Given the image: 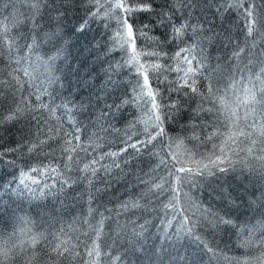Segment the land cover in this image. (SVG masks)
Returning a JSON list of instances; mask_svg holds the SVG:
<instances>
[{
	"label": "snow or ice",
	"instance_id": "snow-or-ice-1",
	"mask_svg": "<svg viewBox=\"0 0 264 264\" xmlns=\"http://www.w3.org/2000/svg\"><path fill=\"white\" fill-rule=\"evenodd\" d=\"M77 5L83 16L74 32L84 35L93 25L104 30L101 39L107 43L97 42L92 50L104 51L106 78L94 75L95 66L88 65L87 57L75 67L69 65L67 73L55 75L61 71L57 59L61 63L67 59L61 58L64 49L60 45L65 21ZM157 7L154 0H0V64H5L0 69V131L20 125L21 134L15 147L0 148V157L26 152L29 157L51 158L55 163L21 169L18 184L28 191H35L33 186L43 190L58 184L65 197L62 203L72 211L80 209L67 228L47 235L21 228L18 234L14 231L6 239L0 237V264H124V256L110 251L120 233L114 238L106 232V221L108 228L115 223L127 232L118 217L148 211L153 200L178 217L174 236L167 237L175 244L181 238H191L197 254L203 251L210 264L213 257L217 261L223 257V264H264V220L258 236L255 228L241 236L239 247L246 250L242 256L218 253L214 241L209 244L197 234L198 228L209 229L212 235L222 226L237 227L230 214L239 205L224 187L230 176L242 181L245 171H256L251 163L255 161L264 180V10L257 11L251 0H219L218 15L235 11L243 18L244 40L243 46H235L231 57L240 63L209 68L203 48L192 54L199 44L181 45H186L183 37L189 29L193 34L203 31L206 36L212 28L205 30L203 24L194 26L187 20L175 22L178 10L188 14L199 7V0H181L179 8L166 0L160 11ZM141 16L149 17V22L137 24ZM157 26L165 29L163 39L151 35ZM176 41L178 50L169 55L165 45ZM46 44L53 46L55 55L43 59L39 52ZM117 53L120 60L109 62ZM37 63L43 64L47 75L39 84L34 75ZM124 69V75L133 74L127 82L120 79L118 71ZM54 84L68 96L49 92ZM54 95L59 104L52 99ZM186 102H195L190 119L199 123L192 124L191 136L170 135L167 126ZM129 108L134 109L133 118L121 135L116 122ZM59 110L63 115L57 114ZM102 135L109 150L97 153L101 145L96 141ZM109 136L119 141L115 150L106 139ZM53 144L59 146V159ZM207 145L211 147L205 153L194 151ZM142 153L158 158L156 166L143 176L126 172L133 154L138 157ZM129 175L133 179L129 180ZM48 179H53V184ZM122 180L127 199H118L117 207L109 209L101 198ZM80 181L87 184L86 192L77 191ZM219 181H224L219 185L222 210L204 208L189 192H183L185 186L199 188L200 182H208L212 187ZM260 199L264 208V192ZM168 225L173 227L172 220ZM140 227L141 232L133 230V237L142 235L144 225ZM138 242L131 241L124 255L141 251L143 245L137 248Z\"/></svg>",
	"mask_w": 264,
	"mask_h": 264
},
{
	"label": "trees",
	"instance_id": "trees-1",
	"mask_svg": "<svg viewBox=\"0 0 264 264\" xmlns=\"http://www.w3.org/2000/svg\"><path fill=\"white\" fill-rule=\"evenodd\" d=\"M181 0H167L168 4H176L179 8ZM251 2L257 6V11L264 10V0H251ZM155 5L158 7L156 11H160L166 3V0H154ZM219 0H199V7L188 10V14L185 11H177L176 23H183L186 20L194 26L203 24V28L206 30L209 27L212 31L204 32L201 31L199 34H193L192 30L189 29L187 34L183 37L186 41V45L199 44L198 48H195L193 55H196L201 48L204 49V54L208 57L206 66L211 67L217 64L225 63H240L239 60L232 61L231 57L234 52L235 46L241 44L243 46L244 33L242 31V17L235 11L228 13L217 14L216 9L218 7ZM79 5L76 9H72L68 14V19L65 21L67 28L63 30V41L60 45L64 49L60 53L61 58L67 57L63 63L60 59L56 61V67L61 71L56 72L55 75L60 76L61 73H67L69 65L75 67L81 60L87 57V63L89 66H95L96 72L101 78L104 76V70L108 67L107 63H103L106 59L104 51L92 50L95 49L96 43H107V40L101 39L103 28L93 25L91 30L84 35H80L73 31L76 25L79 23V17L83 16V11L78 10ZM55 16V13H52ZM149 17L141 16L137 20V24L148 23ZM154 19V18H152ZM208 21L209 23H204ZM55 20L52 22V27L55 28ZM47 30V29H46ZM165 31L163 27H155L151 35L161 38L162 33ZM95 37V41H93ZM211 38V39H209ZM139 43V42H138ZM177 45L168 43L165 45V52L169 55L175 53L178 50ZM110 47V45H109ZM87 49V50H85ZM255 51V49H254ZM39 55L43 59H47L49 55H55V49L51 44L43 45L40 49ZM111 55V54H110ZM119 53L111 55L109 62L115 63L120 60ZM97 57H99L97 59ZM35 59V57L33 58ZM199 59V57H197ZM34 75L38 76L39 79L36 81L38 84L41 81L46 80L47 75L44 70L42 63L34 65ZM5 64H0V69H4ZM30 71L33 69L30 68ZM120 71V79L125 82L132 79V73L124 75V70ZM72 79H75L72 77ZM66 82V81H65ZM100 83V80H97ZM163 87V86H161ZM130 90V89H129ZM123 91V90H121ZM49 92L57 93L61 97L68 96L66 90L59 89L58 85H51ZM47 102L51 103V99L45 98ZM52 99H55V103L59 104L60 99L54 95ZM78 99V98H77ZM196 107L195 102H186L183 109L176 115L175 121L167 126V131L170 135H181L191 136L192 135V124L199 123L198 120H192L190 117L192 113L190 109ZM133 108H129L124 113L123 118L116 122V127L120 128L121 135L123 130L126 128L128 120L133 118ZM58 115H63V110H59ZM20 125L15 128H11L9 131H0V148L8 149L16 146V142L20 140V132L18 129ZM95 131V129H91ZM105 137H101L100 140L96 141L101 147L97 148V153L100 151L109 150V145L104 143ZM110 144H112V150H115L119 146V141L115 136H109L106 138ZM192 147V144L188 145ZM211 145L198 146L194 151L205 153L210 149ZM53 148L57 149L56 157L60 158L59 146L53 144ZM51 151V149H46ZM91 151V149H90ZM81 155H84L83 153ZM132 162L126 172L131 173L135 171L137 175L143 176L145 173L151 171L153 167L158 163V158L150 157L147 153H142L136 157L133 154L131 158ZM14 161V163H12ZM50 162L55 163L51 158H46L43 155L36 157L25 153H9L7 156L0 157V237L7 238L8 235L14 231L19 233L21 228L31 229L33 234L39 232L47 235L50 232H55L59 228H67L69 223L72 222L73 217L80 215V209L76 208L72 211L70 208L65 206L64 195L59 191V186L53 188H35V191H28L22 185L18 184V178L20 170H27V166H39L41 164L48 165ZM256 167V171L244 172L242 181L239 178H228V183L224 185L227 191H230L232 198L236 200L238 207L233 208L230 216L236 228H227L223 226L220 231L209 235V229H197V234L201 235L205 242L214 244L217 246V251L222 252L227 256H242L246 253V250L239 247L240 238L246 234L248 230L253 228L256 229V235L260 232V221L264 220V208L260 207L261 204V192H264V180L261 179L259 166L255 161L251 162ZM73 179H76V174L73 173ZM129 180L133 179L131 175L128 177ZM147 179V177H145ZM50 185L53 184V179L47 181ZM124 181L114 185V190L109 191L107 196L101 198V201L107 208L115 209L117 207L116 201L118 199H127L124 194ZM208 182H200L199 188H189L185 186L183 192H189L194 200H197L202 207L211 208L213 210H222V202L219 198L220 184L224 181H219L213 184L212 187L207 186ZM103 187V185H98ZM87 184L80 181L77 191H87ZM181 192V196H183ZM239 198V199H236ZM87 195H85V200ZM109 200L112 202L110 203ZM163 203H167L164 197H161ZM83 203V201L81 202ZM86 208V205H85ZM103 211V208L100 209ZM111 215H115L112 213ZM191 215V212H189ZM119 223L125 225L127 232H122L120 228L116 227L115 223H112L111 228L107 227L109 221H106L105 231L110 233L114 238L117 233H120V238L117 243L112 244L110 251H114V254L124 256V264H210L209 256L203 251L197 254L196 244L193 243L191 238H181L179 244L174 243V239L170 240L167 237L169 235L174 236V226L176 225L178 217H174L171 210H165L161 204H156L153 200V205L149 207L148 211H137L135 215H123L118 217ZM129 219L134 223H130ZM172 220L173 227H169L168 221ZM141 225H144L142 235L139 238L133 237L132 232H141ZM27 239V237H24ZM138 239L136 247L140 248L141 244L143 249L141 251L132 254L129 252L125 256V249L129 248L131 241ZM107 243H112L107 241ZM255 254V253H254ZM211 264H223V257L220 261L216 258H212Z\"/></svg>",
	"mask_w": 264,
	"mask_h": 264
}]
</instances>
